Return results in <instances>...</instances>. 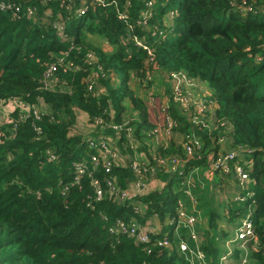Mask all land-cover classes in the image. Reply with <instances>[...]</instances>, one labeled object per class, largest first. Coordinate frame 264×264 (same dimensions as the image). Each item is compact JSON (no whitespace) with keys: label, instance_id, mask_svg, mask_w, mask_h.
I'll list each match as a JSON object with an SVG mask.
<instances>
[{"label":"trees","instance_id":"obj_1","mask_svg":"<svg viewBox=\"0 0 264 264\" xmlns=\"http://www.w3.org/2000/svg\"><path fill=\"white\" fill-rule=\"evenodd\" d=\"M0 1L14 6L0 10V109L9 115L0 127V264H190L179 247L184 239L174 236L177 221L171 224L181 202L188 215L209 219L212 235L204 236L202 252L212 264L223 263L221 239L252 209L254 237L230 257L241 262L246 254L252 264H264V0H154L152 7L150 0ZM84 3L87 14L79 16ZM52 67L54 81L46 82ZM162 70L205 82L217 108L209 124L195 109L196 119L188 118L170 100L182 140L151 150L128 137L132 126L138 141L150 140L152 124L127 81L132 75L151 83ZM124 102L137 112L127 127ZM97 121L103 123L91 137L116 154L109 174L77 133L78 123ZM186 146L193 148L190 158ZM234 152L252 155V195L240 190L234 172L241 157L228 172L217 167ZM172 159L186 162L181 172H171ZM81 163L87 171L76 184ZM145 165L157 170L164 189L125 200L110 193L108 182L128 194ZM214 189L222 197L212 201ZM188 191L197 201L189 209L182 200ZM118 222L135 225L147 241L114 232Z\"/></svg>","mask_w":264,"mask_h":264},{"label":"built area","instance_id":"obj_2","mask_svg":"<svg viewBox=\"0 0 264 264\" xmlns=\"http://www.w3.org/2000/svg\"><path fill=\"white\" fill-rule=\"evenodd\" d=\"M68 0H65L64 2H62V4H66ZM95 1V2H94ZM88 3H91L92 5L94 4H98L100 3V0H90L87 1ZM153 1H150L148 3V6L152 7L153 6ZM0 10L2 11H7V10H14V6L8 4L5 1H0ZM28 10L30 12L31 8H28ZM88 11V6L87 4H83L81 5V7L77 10L78 15L79 16H85L87 14ZM245 11H253L251 7H246L244 10ZM18 12V10H17ZM147 15L144 16V18H147L148 16V11L145 12ZM31 14V13H29ZM120 19H127V16L125 14L120 15L119 17ZM143 25H145V23H143ZM59 30L62 31V27L58 26L57 27ZM135 42L136 45L140 48H142L145 51H148L149 54H151V50L145 45L143 44L138 38H135ZM57 72V68L56 67H52L45 75V80L46 82H52L54 81V77H55V73ZM170 77L172 78H176V77H189L187 74H171V73H167ZM153 77V76H152ZM151 77V78H152ZM151 78L149 79L148 82H151ZM191 78V77H189ZM177 90V89H176ZM174 91V98L173 97H169L167 98L166 102H161L160 100H152L153 105L156 104L157 105V113H158V128L156 130L157 135L156 136H151L152 138H158V137H162L163 136V131L170 135V139L173 137V131L175 132L176 127H177V122L171 117L170 115V98H172L173 102L180 108V110H183L185 108H189L191 107V109H195V111H197V113L200 114H205L206 112H208V110H206L205 106H206V102H200L198 103L195 107H192L189 105L188 101L186 98H184L183 92L181 91ZM166 103V104H165ZM209 104H212L209 103ZM23 110L25 112H29L25 107L23 108ZM34 116H36L38 113L37 112H33ZM196 116V115H195ZM194 116V114L192 113L190 117H192L194 120L196 119V117ZM210 118V116H209ZM193 120V121H194ZM210 121L213 123V113L211 115V119H209V121L207 123H210ZM102 121H97L96 123L91 125V128L93 129L91 134H94L95 132H97V128L102 125ZM113 128V126H111ZM115 128V127H114ZM118 128H116L115 130H117ZM128 137L130 138V140L132 141V136H131V129H129L128 132ZM88 138V142L89 145L93 148L97 150V155H94L92 158V161L94 162L95 165H98L99 163V158L102 156L103 160V167L105 169L106 173H110V168H111V160L116 158V154H114L112 152V150H110L109 144L104 141V140H97V138L91 137V135L87 136ZM186 155L188 156V158H190L193 155V148L191 147H187L185 149ZM238 157H241L239 160H237ZM248 158V159H247ZM237 160L238 164L234 169L235 175H237V177L240 179L241 183L239 185L240 190H245L248 192L249 195V190H250V177L248 176V170H250L253 166V160H252V155L251 153H249V155L246 156H242L239 153H231L228 154L227 156L221 158L217 164V167L220 168V170H222V172H228L229 170V165L233 162H235ZM245 160V161H244ZM158 165L164 166V162L163 160L158 159L157 160ZM170 162L172 163V169L173 171L171 172H181L183 166H185V161L182 160H177V159H172L170 160ZM141 164V163H138ZM76 170H77V174L74 178V182L76 184H79L81 182V178L82 176H84L86 174L87 171V166L86 163H81V164H77L76 165ZM157 170L155 169H151L148 167V165H145V168L142 169V171L138 172V179L140 180L137 183V187L141 186L142 188H144V185L141 183V180L143 179V177L147 174H154L156 175ZM169 172V173H171ZM168 173V172H167ZM95 184L97 185L98 182H95ZM108 186L110 189V193L114 196H119L121 200H125V199H129V198H135V196H133L129 191L128 194L127 192H123L121 193L116 186L112 183V182H108ZM189 194V192H188ZM253 193L251 192L250 195H252ZM97 197L98 200L102 199L104 197V193L101 190H98L97 192ZM182 203V202H181ZM180 203V210L178 213V217L177 219L172 220V223H175L177 221V224L179 225L181 222H185L190 226H193L195 223V218L192 216H189L188 213H186L184 211L183 208V203ZM145 208V207H144ZM142 209V208H141ZM141 209H137V212H141ZM249 215V216H248ZM247 217L244 218L241 222V225L239 227V229L236 231V236H235V240L233 241L234 243H246V241H249L251 238L254 237V226H253V220H252V209H249V213H248ZM114 232H122L124 234H129L131 235L133 238H138V240H142V241H147V236H142L139 232L138 229L135 225L132 226H126L124 223L122 222H118L117 226L114 228L113 230ZM192 237H195V234L192 233L191 234ZM194 239V238H193ZM180 250L182 251H186L188 248V243L186 241L181 242L180 243Z\"/></svg>","mask_w":264,"mask_h":264},{"label":"rangeland","instance_id":"obj_3","mask_svg":"<svg viewBox=\"0 0 264 264\" xmlns=\"http://www.w3.org/2000/svg\"><path fill=\"white\" fill-rule=\"evenodd\" d=\"M153 1V0H150ZM10 11V10H7ZM145 15H147L144 12ZM170 21V20H169ZM167 22V25H171L170 22ZM62 31L59 30L58 33H61ZM108 51L110 50V47H108ZM158 77H152L151 78V83H145V84H139L138 82H134L135 77L134 76H129L127 85L129 86L130 89L133 90L135 97L141 100L149 110V115H150V122L152 124V130L149 132L148 137L151 136H156V130L158 128L159 122L158 120V113H157V105L152 103V100H160L161 102H166L167 98L173 97L174 98V91H181L183 92V97L187 99L188 103L190 106L195 107L198 103L206 102V110H208L210 118H207V114L205 113L202 115V119L209 121L211 119L212 113L215 112V109L217 108L216 105L209 104L210 101L208 100L211 96V92L209 91V88L207 84L203 81H201L197 77H176L172 78L168 74L165 75V72L159 73L157 75ZM119 79L120 82H124V76L123 74H119ZM166 89H170V92L166 91ZM166 104V103H165ZM124 108L125 111L123 112V115L121 116L122 119V127H127L130 125V123L133 122L134 118L137 117V112L134 110L132 105L128 102H124ZM1 110V109H0ZM182 113L186 115L188 118L192 114L191 107L185 108L182 110ZM210 123H212L210 121ZM110 126L115 127L114 129L118 128L116 123L110 122ZM131 126V125H130ZM211 126V125H209ZM131 136H132V142L137 144L138 146L144 145L146 141H149L148 139H143V140H137L135 136V128L131 126ZM85 129L84 126H82L78 130V134L85 135ZM175 136V132H172ZM172 134L168 135L163 131V136L158 137V140L160 143L167 142V144L170 142V137ZM181 137H178V139ZM169 140V141H168ZM190 176H195V181L199 182V186L202 188L204 186V182L202 181L201 178H199L197 175L193 174ZM211 176V174H210ZM203 178L205 176L203 175ZM212 179V178H211ZM192 181V180H191ZM132 188V193L136 192H143L142 187L139 186H133ZM230 190H235L232 195L236 193V191H239L237 187H233ZM189 192V191H188ZM249 192L251 193L252 190L250 189ZM249 193V195H250ZM188 194V193H187ZM189 195V194H188ZM204 195H205V190H204ZM191 197V198H189ZM189 197L187 195L183 196L182 200L185 202L187 208L189 209V202L197 203L196 198L192 196V193H190ZM222 197L221 192L219 189H214L212 192V201H214L216 198L220 199ZM238 197V196H237ZM236 201L239 198H236ZM242 200V199H241ZM249 213V210L247 209L245 212L244 218L247 217ZM195 218V223L193 226L188 225L185 222H181L176 229L174 230V236L180 241L184 239L188 243V248L186 251H181L185 255L189 257V262L190 264H212L210 258L208 259L204 253L202 252V246L205 242L204 236L208 237L207 234L212 235L211 229L209 228V219L205 218L203 214L196 213V215H189ZM249 216V215H248ZM225 228V227H224ZM192 233L195 234V237H192ZM169 234V231L165 233L167 236ZM236 232H231L230 230V235H227L226 238L221 239V251H220V259L223 263L219 264H252L250 261V258L246 254H244V257L242 258L241 262H236L232 257L235 252L236 248L241 244V243H231L232 240H235ZM194 238V239H193ZM193 242H192V241ZM179 241V242H180ZM247 242V241H246ZM241 246V245H240ZM242 252H247L245 249Z\"/></svg>","mask_w":264,"mask_h":264},{"label":"crops","instance_id":"obj_4","mask_svg":"<svg viewBox=\"0 0 264 264\" xmlns=\"http://www.w3.org/2000/svg\"><path fill=\"white\" fill-rule=\"evenodd\" d=\"M162 72H165L164 70H162V71H158V72H156L155 74H153V77H158L157 75L159 74V73H162ZM168 72H165V75L167 74ZM134 82H138L139 83V81H138V78H135V80H134ZM140 84V83H139ZM208 86V85H207ZM208 88H209V86H208ZM132 90V89H131ZM133 91V90H132ZM166 91H168V93L170 92V89H166ZM209 91L210 92H212L211 91V89L209 88ZM170 100H172V98H170ZM173 101V100H172ZM8 111L7 110H3V109H1L0 110V127L2 126V125H4L5 123H6V121H7V119L6 118H8ZM82 120L83 121H85V118H83L82 117ZM78 124H80V125H78L77 127H78V129H77V133H78V130L82 127V126H84V129H85V135H86V137L87 136H89V135H93V134H91L92 133V131H93V129L91 128V124H87L86 122L85 123H83V122H81V123H78ZM178 135H175L174 137H172L171 139H169L170 140V142L173 140V141H177V142H179V140L180 139H178V137H177ZM168 140V141H169ZM181 140H182V138H181ZM169 142V143H170ZM168 143V144H169ZM167 144V142H162V143H160L159 142V140H158V138H151L149 141H146V143L143 145V146H150V147H152V149L151 150H155V149H157V148H159V147H164V146H167L168 145ZM140 147V146H139ZM140 180L139 179H137V180H135L134 182H132V183H130L129 184V187L127 188L128 189V191L133 195V196H135V198L137 197V196H139V197H143L144 195H147V194H150V193H152V192H154V191H156V190H160V189H164V187H165V183L162 181V180H160L156 175H154V174H147V175H145L144 177H143V179L141 180V183L144 185V188H142V190H143V192H136V193H132V188H134L133 186H136L137 185V183L139 182ZM183 203V202H182ZM145 206L143 205V207L142 208H144ZM183 207H184V205H183ZM184 211L187 213V209L184 207Z\"/></svg>","mask_w":264,"mask_h":264}]
</instances>
